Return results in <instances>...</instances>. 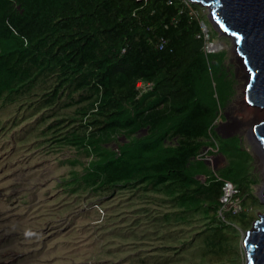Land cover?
<instances>
[{
  "label": "trees",
  "instance_id": "obj_1",
  "mask_svg": "<svg viewBox=\"0 0 264 264\" xmlns=\"http://www.w3.org/2000/svg\"><path fill=\"white\" fill-rule=\"evenodd\" d=\"M198 9L189 0H0V106L20 112L10 126L35 113L47 144L88 158L72 190L137 198L135 228L161 241L145 256L151 264H169L167 239L196 218L200 254L231 256L237 230L255 221L247 200L260 203L240 139L224 152L214 128L221 55L206 51ZM73 107L67 118L56 113ZM214 146L228 161L218 173L206 159ZM222 180L237 187L238 213L221 212Z\"/></svg>",
  "mask_w": 264,
  "mask_h": 264
},
{
  "label": "rangeland",
  "instance_id": "obj_2",
  "mask_svg": "<svg viewBox=\"0 0 264 264\" xmlns=\"http://www.w3.org/2000/svg\"><path fill=\"white\" fill-rule=\"evenodd\" d=\"M195 14L202 19L208 40L206 51L221 55L222 70L217 81L213 79L218 107L214 128L219 136H229L220 140L224 152L228 151L226 140L240 139L241 149L247 154L243 166L254 180L251 190L257 196L264 183V165L248 133L253 124L264 119V111L261 110L262 117L255 119V112L250 110L255 107L245 103L246 72L237 61L231 39L217 33L208 19V8L199 5ZM219 43L223 46L215 48ZM217 82L219 89L215 86ZM16 108L17 105L0 106V264H151L153 260L145 256L156 253L155 247L161 241L152 239V234L143 237L145 229L135 228L138 222L133 210L138 206V199L127 205L123 196L129 194H121L119 190L105 196L87 189L72 190L68 181L76 173H83L88 158L75 147H57L55 141L47 144L53 137L50 133L44 134L45 125L39 127L40 123L33 120L35 113H29L30 118H21L17 126H10L19 117ZM73 111L74 107L56 113L67 118L74 115ZM25 122L35 124L19 139L16 135L25 128ZM110 146L116 147V144ZM208 152L211 150L206 149L205 153ZM212 153L207 155L211 159L206 158L207 165L218 173L228 161L217 146ZM199 177L205 180L204 176ZM251 202V198L247 200L245 213L257 220L264 213V205L252 207ZM245 228L235 233L232 243L236 249L231 256L214 259L200 254L195 236L200 231L199 222L197 218L190 219L176 232L177 239L172 235L167 239L174 249L167 251L171 257L166 261L169 264H245ZM184 242L189 244L184 246Z\"/></svg>",
  "mask_w": 264,
  "mask_h": 264
},
{
  "label": "water",
  "instance_id": "obj_3",
  "mask_svg": "<svg viewBox=\"0 0 264 264\" xmlns=\"http://www.w3.org/2000/svg\"><path fill=\"white\" fill-rule=\"evenodd\" d=\"M189 1L208 8V19L217 33L231 39L246 72L245 103L264 111V0ZM248 139L264 165V119L252 125ZM257 197L264 205V183ZM243 248L245 264H264V213L246 231Z\"/></svg>",
  "mask_w": 264,
  "mask_h": 264
},
{
  "label": "built area",
  "instance_id": "obj_4",
  "mask_svg": "<svg viewBox=\"0 0 264 264\" xmlns=\"http://www.w3.org/2000/svg\"><path fill=\"white\" fill-rule=\"evenodd\" d=\"M207 159L211 160L210 158ZM237 193V187L231 181L222 180L221 212L233 211L238 213L241 210L239 199L236 197Z\"/></svg>",
  "mask_w": 264,
  "mask_h": 264
},
{
  "label": "bare ground",
  "instance_id": "obj_5",
  "mask_svg": "<svg viewBox=\"0 0 264 264\" xmlns=\"http://www.w3.org/2000/svg\"><path fill=\"white\" fill-rule=\"evenodd\" d=\"M223 46V44L222 43H219V44H216L214 47L215 48H221ZM252 107H254V106H252ZM257 108V109H256ZM251 110V112L253 111V112H255V114H256V116H255V119H257V118H260V117H262L263 116V114L261 113V109L260 108H258V107H255V108H251L250 109ZM263 111V110H262ZM253 114V113H252ZM254 115V114H253Z\"/></svg>",
  "mask_w": 264,
  "mask_h": 264
}]
</instances>
